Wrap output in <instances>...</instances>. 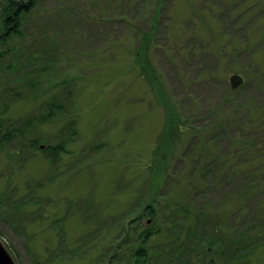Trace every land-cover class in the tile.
<instances>
[{"label":"rangeland","instance_id":"374dc122","mask_svg":"<svg viewBox=\"0 0 264 264\" xmlns=\"http://www.w3.org/2000/svg\"><path fill=\"white\" fill-rule=\"evenodd\" d=\"M159 3L149 25V12L123 21L130 7L133 16L141 9L129 0H38L24 14L22 33L0 41V52L10 48L0 55L1 100L15 125L47 107V97L33 99L20 87L37 57L48 67L50 55L57 65L49 70L81 83L66 90L73 92L67 105L81 110L73 132L66 121L25 126V140L13 144L24 146L15 163L0 151V239L17 264H130L142 246L156 259L179 226L184 236L198 223L202 205L209 222L236 221V185L216 181L236 164L242 140L264 142V0ZM2 15L0 6V30ZM171 101L187 127L173 121ZM40 135L41 144L67 149L57 164L29 150V137ZM151 204L154 213L128 236ZM254 204L264 208V195ZM145 227L155 232L143 242ZM60 242L71 249L65 261L46 263ZM243 258L264 264V244Z\"/></svg>","mask_w":264,"mask_h":264},{"label":"trees","instance_id":"16d2710c","mask_svg":"<svg viewBox=\"0 0 264 264\" xmlns=\"http://www.w3.org/2000/svg\"><path fill=\"white\" fill-rule=\"evenodd\" d=\"M37 1L38 0H5L3 2L2 0L0 6L1 12L3 13L1 19L3 27L0 30V41L11 38L12 35H20L22 33L21 28L23 21L25 20L24 14L31 11ZM129 1L134 4L135 8L141 6V9L135 14V16H133L131 14L133 9L130 7L129 14L132 18L124 16L123 21L128 24H134V21H138L141 16L145 17V15H147L145 13L149 12V17L151 16V18L147 20H149V25H152L153 18L156 19L158 16L159 8L157 6L160 4L159 1L161 0H157V3L149 1H142L139 3V0ZM258 3L261 4L260 2ZM142 9H144L143 13L141 12ZM260 10L264 11L263 8ZM141 36H143V39H146L148 34L142 31ZM149 44L151 45V42ZM8 51H10V48L5 52H0V55H4ZM43 57H37L30 64L26 65V67L29 65L30 70L27 71V75L22 78L20 87L22 90H27L29 93L28 96L33 99L47 97L46 100L48 101L45 103L47 106L46 110H44L45 113L25 119L23 121L24 123L22 122L19 126L15 125L13 117L10 116L8 112L9 106L1 100V96L4 94L2 90L3 88L0 85V151L5 152L8 155V159H10L13 164L15 163L16 158L23 154L24 146H21L18 149H14L13 147V144L19 142L21 138L26 137V131L23 127L32 126L34 124H38L41 127L49 122L54 123V121H56L59 123L61 121H66L68 129L72 130L73 126L76 124L75 117H78L81 114V110L77 103H71L70 105H67L66 103V101L73 96L72 91L66 90L72 89L73 86L78 88L79 85H81L79 79L77 77H69V74L66 72L58 73L57 71L53 72V70H49L50 68H53L54 65H57V62H54L50 55L47 57L48 60L50 59L51 61H48V67L41 66V63L46 61ZM15 89L20 88L17 87ZM58 89H64L66 96L65 100L60 97L61 94ZM22 97L23 93L17 91L13 98L21 101L23 99ZM171 103L172 101L168 105L173 107V121L175 120L177 122L180 120L181 129L182 127H187L188 125L186 123H182V113L173 103ZM60 112L64 113L63 117H58ZM225 118L227 122L226 124L232 126L233 120H230L231 117L226 116L225 114ZM248 126L255 127L252 123L248 124ZM243 128L246 129V126H243L242 129ZM261 129L264 131L263 128ZM71 132H73V130ZM196 135H198V133ZM41 138V135L38 137H29V150L33 154L41 152L45 158L50 160L52 165L57 164L61 159L60 157L62 153L68 152L64 144L58 142L55 145H43L41 144ZM246 138L244 141L242 140V143H240V146L236 149V164L229 166L230 172H227V170H221V174L214 172L212 175L213 179H215V176L220 174L218 175L217 181L215 180L219 186L227 180L231 182L232 185H236V197H238L237 206L234 209L236 221L234 218H230L229 221L217 220L215 222H209L206 215H204V217L201 216V214L205 213L204 209L206 210V207L203 208L202 205V207L197 210L199 212L198 223L195 226L190 224L186 233H184V236L181 234L184 229L179 226L180 222H178L177 219L174 221V228L178 229L177 227L179 226L181 232L176 231L175 239H173L170 244L165 245L160 249L164 252L168 251L169 255L168 253L166 255H159V250L156 259L154 258L151 260L147 247L142 246L139 247L140 249L136 250L135 258L131 259L130 264H250L247 258L243 257H247L248 253L253 251L256 247L264 244V208L263 206H260L259 210H257L256 207L252 208V204L255 206L254 203L258 201L259 197L264 195V142L256 143L252 141V138L247 140ZM242 156H244L243 159L238 158ZM216 160L217 166H222L224 163L220 162L218 159ZM206 171L207 170L202 171L204 176H207L208 174ZM13 178L14 175L7 176L6 182L11 183ZM225 186H223V188ZM41 187L42 186H38L39 189ZM2 204L3 203H0V205ZM153 206L154 205L145 206L141 217L138 219L135 218L131 222L132 226L128 236L138 227L141 218H144L147 215V212L150 215L151 213H154ZM150 208L152 209L150 210ZM182 209H176V213H179L180 216L186 211V208ZM184 215L185 214H183V216ZM163 228L164 226L161 224L158 228V232H161ZM142 230H144L141 235V240H143V242L152 238L153 233L155 232V230L146 227ZM122 245V241L120 240L116 249H121ZM54 250L55 252L52 253V257L48 258L45 261L46 263L50 259L52 261L64 262L65 260L61 261L60 259L66 251L71 249L66 244L63 245L60 242L59 247ZM113 256H117L116 253H114ZM105 258L106 255L103 256V260ZM110 261L112 262L110 264H115L112 259H110Z\"/></svg>","mask_w":264,"mask_h":264},{"label":"water","instance_id":"95a60500","mask_svg":"<svg viewBox=\"0 0 264 264\" xmlns=\"http://www.w3.org/2000/svg\"><path fill=\"white\" fill-rule=\"evenodd\" d=\"M0 264H17L12 253L6 247L2 239H0Z\"/></svg>","mask_w":264,"mask_h":264}]
</instances>
